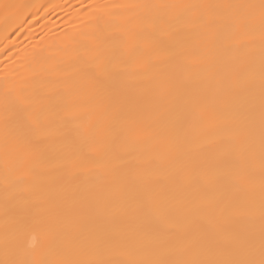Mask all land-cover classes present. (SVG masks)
I'll return each instance as SVG.
<instances>
[{
	"label": "bare ground",
	"instance_id": "obj_1",
	"mask_svg": "<svg viewBox=\"0 0 264 264\" xmlns=\"http://www.w3.org/2000/svg\"><path fill=\"white\" fill-rule=\"evenodd\" d=\"M14 2L28 7L14 22H6L0 14V259L5 256V238L12 239L18 229L23 230L25 249L33 238L39 248L66 193L114 185L136 171L156 177L161 186L180 189L186 201L199 202L204 195L200 185L208 183L212 173H235L238 162L250 167L253 178L242 185V191L254 188L257 213L253 227L259 233V154L238 161L243 152L241 128L232 122L234 106L217 94L216 85L222 77L225 88L243 78L258 104L261 41L257 33L237 50L227 33H217L202 22L247 11L217 6L259 5L260 0ZM116 4L166 7L113 10V16H105L108 23L101 32L95 19L101 13L89 5ZM149 20L163 27L160 35L174 55L165 56L145 46L144 37L152 29L142 32L140 26ZM92 48L100 55L116 49L128 69L121 77L125 91L118 96L109 97L71 74ZM161 68L173 80L188 85L176 100L162 92ZM6 93L21 102L24 115L41 120L31 132L41 137L40 145L23 140L25 129L6 128ZM129 94L135 103L121 107ZM202 98L208 107L201 103ZM246 102V98L237 101ZM6 135L22 138L13 147L7 167ZM252 135L258 144V119ZM188 156L207 173L182 169L180 164ZM233 182L210 183L207 196L218 198ZM210 214L209 209L198 213L181 210L170 217L156 215L141 227L131 210L116 209L106 222L90 226L91 235L84 243L90 248L140 245L146 241L144 231L151 227L182 225L193 216L204 222Z\"/></svg>",
	"mask_w": 264,
	"mask_h": 264
},
{
	"label": "snow or ice",
	"instance_id": "obj_2",
	"mask_svg": "<svg viewBox=\"0 0 264 264\" xmlns=\"http://www.w3.org/2000/svg\"><path fill=\"white\" fill-rule=\"evenodd\" d=\"M28 6L6 0L0 3V14L6 22H14ZM98 9L100 15L95 16L97 27L103 32L108 21L105 16H113V10H131L139 7L159 8L162 5H89ZM222 8H243L247 11L240 16L217 18L203 21L212 26L217 33H227L235 41L237 50L246 47L256 38L261 41L260 93L258 104L250 86L242 82L225 88L221 81L217 82L216 92L224 96L227 103L234 106L232 122L241 128L240 143L243 152L240 159H253L257 151L260 160V184L258 213L261 227L257 234L253 220L257 213L254 188L242 191V185L250 183L253 170L237 163L235 173L216 171L211 174L208 183L200 185L204 195L199 202L184 199L180 189L161 186L156 177L143 176L140 171L126 174L114 185H93L85 189H76L66 193L58 207L61 209L50 218L51 227L45 232L44 242L37 248L34 238L28 249L23 246V230L18 229L12 239L5 238V256L0 264H264V0L259 5H221ZM258 9V13H257ZM33 15H35L33 13ZM199 26V25H196ZM151 28L144 37L147 47L157 49L165 56L174 55L160 34L164 29L152 21H145L140 31ZM99 47L98 45L96 46ZM142 67V65H138ZM123 60L119 59L117 50L108 55H100L96 48L86 52L72 69V75L83 79L93 89L102 91L109 97L124 92L121 79L126 73ZM162 92L171 100L181 96L187 88L184 81L173 80L164 68L159 69ZM239 76V73H236ZM246 98L247 102L237 101ZM135 103L129 94L121 107ZM204 107H208L206 99H201ZM6 128L25 129L23 140L29 145H40L41 137L31 132L41 125L38 116L24 115V106L18 99L5 95ZM259 121L258 144L252 135V129ZM22 142V138L6 135L4 145L5 165L8 166L13 147ZM145 164L150 163L145 161ZM184 170H197V161L188 156L180 164ZM230 179L234 182L227 187L218 198L207 196L209 184ZM163 201V202H162ZM131 210L138 224L142 227L151 223L156 215L172 216L174 213L187 210L198 213L209 209L211 214L204 222L197 216L191 217L182 225L161 224L144 231L145 243L131 247L106 246L103 248L88 247L84 241L91 235V225L106 222L112 213ZM118 257V258H113Z\"/></svg>",
	"mask_w": 264,
	"mask_h": 264
}]
</instances>
